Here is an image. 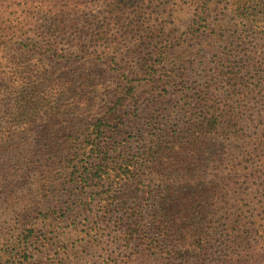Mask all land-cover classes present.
<instances>
[{"label": "trees", "instance_id": "trees-1", "mask_svg": "<svg viewBox=\"0 0 264 264\" xmlns=\"http://www.w3.org/2000/svg\"><path fill=\"white\" fill-rule=\"evenodd\" d=\"M56 7L38 6L23 34L0 27V53L94 54L112 86L101 110L87 114V78H58L55 93L40 96L29 79L10 86L0 66V264H40L53 248L54 204L75 188L95 200L82 201L83 210L118 217L112 242L121 249L102 264H264V0H64ZM184 12L194 14L186 37L179 35ZM189 35L198 43L185 44ZM188 63L204 78L192 95L184 86ZM145 86L150 94L139 101ZM43 109L51 115L40 122ZM129 118H144L147 127L136 146L121 143ZM38 124L40 140L30 136ZM213 136L247 145L210 189L218 200H197L201 191L174 199L176 185L201 181L197 157Z\"/></svg>", "mask_w": 264, "mask_h": 264}, {"label": "rangeland", "instance_id": "rangeland-1", "mask_svg": "<svg viewBox=\"0 0 264 264\" xmlns=\"http://www.w3.org/2000/svg\"><path fill=\"white\" fill-rule=\"evenodd\" d=\"M62 1L64 0H0V27L5 28L7 33L16 31L18 34H23L30 29L31 24H28V22L31 20L33 11H37L38 6H43L44 10H51L56 13L59 10L56 6L62 3ZM159 11L161 13L164 12L165 6L161 4ZM152 12L153 10L149 9L147 16L155 20V17L150 16ZM41 15H45V12H42ZM193 15V13H183L182 19L185 24L179 28V35L184 34L185 37L187 36V26L192 23L189 22V19L193 18ZM155 16L157 17L158 14L156 13ZM197 43V41L192 42L190 36L187 37L185 44ZM3 55L4 53H0V66L1 70L5 72V77L8 78L7 80L10 86L12 85V81L17 85V83L23 81V79H29L32 86L37 85V92L40 96H43V93L46 92L55 93V81L58 78H87L86 82L88 85L84 86L85 92L83 94H86L88 101L84 103V101L81 100L82 105L88 110L86 112L87 114H92L101 110V105L105 103L108 92L112 86L111 71H109L108 66L94 54L90 56L81 54V56L79 55L69 60L47 58L40 60L41 58L38 56V58H36L32 56H21L20 54L14 55L13 53L5 54L4 57ZM9 57H12L10 58L11 62L15 60L13 66L16 70L11 69L10 66L12 65L9 64ZM192 65L193 64L188 63L185 67L188 69L185 72L187 75L189 74V77L185 79L184 82L185 92L190 95L194 94L197 87L204 81L203 73H200V71L198 74V70H194ZM15 71L17 72L16 74ZM180 71L181 70L178 69V73ZM181 72H183V70ZM149 88L150 87L145 86L139 89L137 93L139 101H142L144 97L150 94ZM44 109L40 122H42L45 117L47 119V117L51 115V113H48L51 112V110L44 112L46 110ZM133 109L134 107L132 108L130 105L126 107V110L132 111ZM143 109L144 104L138 103V110L143 112ZM57 111L58 109H55V112ZM70 113L69 121H72V118H76V116L74 112ZM140 114L141 116L143 115L142 113ZM125 127L126 129L124 130L121 143L128 140V142L136 146L139 138L138 136L147 134L144 118H129ZM40 130L41 127L40 124H38L35 131L36 134H31L30 136H36L37 140L43 139L44 136H41L42 133ZM246 146L244 141H236L218 136H213L208 139L207 143L201 149L200 155L197 157L201 172L199 173V171H197L196 173L200 176L201 181L199 184L196 183L193 185L187 184V181L185 183H179L176 185L179 187L174 199L178 198L182 200L183 197L181 198L180 193L187 194L186 198L191 199L196 191H201L203 195L197 192L199 197L197 200H218L214 197L210 189L214 190V185H216V182L219 181L220 178H222V180L219 181L220 183L225 180L230 172L228 164H231L230 161L241 155V152L247 148ZM149 184L153 187L157 182L153 179ZM74 191V194L72 193L68 196H65L63 193L60 194L58 199L59 202L54 204L55 210L52 211L51 217L49 216L48 218V222L59 219L56 222V231L50 234L53 248L46 251L45 255L40 259V264H102L103 257L106 253H111L113 256H116L121 249L118 243L112 242V237L119 234V229L114 223L118 218L117 215L107 216L103 213L98 214L99 210L94 206L83 210L81 205L82 201L88 202V200H95L89 198L90 196L88 194H90V190L86 193L79 188H75ZM156 191L157 189L154 192L156 193ZM80 194L84 196L82 199L79 198ZM150 204L152 205V203ZM212 207L213 206H211V210ZM102 220H105V222L99 223V231H91L90 228L95 226L98 221Z\"/></svg>", "mask_w": 264, "mask_h": 264}]
</instances>
